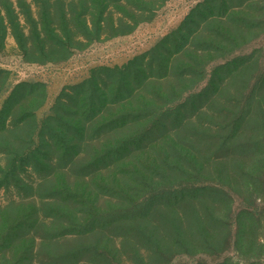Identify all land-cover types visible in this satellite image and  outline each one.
<instances>
[{"label": "rangeland", "instance_id": "1", "mask_svg": "<svg viewBox=\"0 0 264 264\" xmlns=\"http://www.w3.org/2000/svg\"><path fill=\"white\" fill-rule=\"evenodd\" d=\"M216 1L205 8L207 0H0V110L19 84H41L36 90L45 97L35 111V145L59 96H72V86L101 69L129 65L177 31L188 15H195L192 36L182 32L181 45L210 50L203 60L208 75L227 61L246 66L222 92L239 107L214 104L206 137L193 119L172 140L130 148L129 166L141 164L152 183L128 175L130 167L119 160L99 162L95 169L88 168L91 160H80L66 174L44 153L46 160L30 161H40L34 163L38 171L26 167L29 157L16 164L0 156V238H23L28 248L34 243L40 264H264V133L257 127V96L264 95L257 88L264 66V0ZM139 7L152 11H134ZM191 85L183 97L204 82ZM223 108L228 112L218 115ZM116 140L104 137L96 148ZM150 158L162 167L146 163ZM14 165L19 181L8 185ZM116 175L118 189L106 185ZM73 183L86 199L61 194ZM183 186L223 189L229 198L203 190L192 202L188 196L168 202L171 196L164 193ZM57 196L67 205L55 204ZM76 211L79 225L72 226ZM14 247H0V256L16 259Z\"/></svg>", "mask_w": 264, "mask_h": 264}, {"label": "trees", "instance_id": "2", "mask_svg": "<svg viewBox=\"0 0 264 264\" xmlns=\"http://www.w3.org/2000/svg\"><path fill=\"white\" fill-rule=\"evenodd\" d=\"M211 1L207 0L204 7L207 8L206 4ZM216 3L217 1L213 0V6H216ZM143 9L144 7H139L134 11ZM144 11L150 12L152 8L147 7ZM188 16L185 20L187 22L177 31L165 37L150 51L136 57L129 65L120 69H101L90 79L72 86V96L65 98L59 96L53 114L46 117L37 135V145L34 142L37 131L35 111L42 104L45 93L42 91L41 94L36 90L41 84H19L0 110V156H5L8 161L13 160L16 164L21 160L20 158L29 157L26 167L35 169L34 163L38 167L40 161L30 162L31 159L40 157L42 161L46 160L41 156V153H44L42 155L49 156L47 160L57 161L55 169L65 170L64 172L69 174L72 170L71 167L84 159V161L91 160L88 162L89 169H95L94 166L99 162L109 160H119L130 167L126 160L133 158L130 150L132 146L157 140L161 143L172 140L174 132L183 125L193 124V119L199 126L201 138L206 137L205 133L213 129V125L209 121L212 117L210 114L213 115L212 106L214 104L222 107H239V101L222 97V92L228 88L235 75L243 72L246 66L244 67V63H238L236 60L227 61L213 67L211 74L208 75L206 71L209 65H205L203 60L209 55L210 50L199 48L198 45L192 43L181 45L182 32L186 31L188 36H192L190 28L194 24L195 15ZM132 20H134L133 17L130 18V21ZM203 82L204 85L201 88L183 97V93H188V84L193 86ZM257 88L264 89V66L261 67ZM63 106L69 107L70 112H62ZM257 108V127L264 133V95L257 96ZM227 112L228 110L223 108L217 114L223 115ZM239 121L240 119L237 120V122ZM12 132H15L16 136H11ZM112 136L117 137L118 140L112 144L109 143L108 147L104 149L96 148L102 138ZM222 145H226L225 141ZM84 147L92 148L88 150ZM175 147L177 148V145ZM163 149H165L164 145ZM25 162L26 160L20 161L23 164ZM145 162L153 165L154 169L162 167L153 158ZM60 163L64 164L59 165ZM257 168L259 167L257 166ZM17 170V165L11 168L6 177L8 185L13 179L19 181L16 176L19 173ZM147 171L140 164L131 166L127 174L136 175L140 179L152 183L150 180H154V178L148 176ZM187 171L192 173L189 168ZM116 177L117 175L110 179V182L106 180L104 182L109 183L106 185H110L111 188L118 189L119 180ZM12 185L11 187L17 189V185ZM203 190H217L220 198L224 199L227 196L229 198L226 191L211 186H183L176 190L172 189L173 192L168 190L169 192H165L164 195L171 196L169 199L167 198L168 202L170 199L174 201V199L181 198L180 200H182L187 198L186 196L189 197L187 198L189 202H192V195ZM61 194L67 196L69 200L77 197L86 199L85 193L75 189L74 183L64 186ZM159 196H161L160 193ZM53 201L55 204L67 205V202L62 201L58 196L53 198ZM212 204L219 205L220 200L212 201ZM65 207L63 206V210ZM214 209L217 208L214 207ZM70 210L71 208L67 206L66 211L63 212L68 213L69 211L70 213ZM78 213L76 211L70 214L74 221L72 226L79 225ZM5 245L7 246L5 247ZM12 245H15L12 252H17V258L6 261L4 253L0 256L1 264L2 262L3 264L42 263L38 260L40 254L36 252L34 243L28 248L29 243L27 244V240L23 238L19 240L0 238L1 251H9L8 248ZM34 251L36 260L31 263ZM136 251L140 253L139 249ZM27 252L31 255L30 259L27 257Z\"/></svg>", "mask_w": 264, "mask_h": 264}]
</instances>
